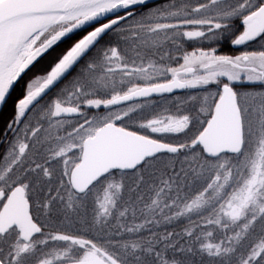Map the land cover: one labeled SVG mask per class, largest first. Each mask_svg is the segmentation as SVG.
I'll return each mask as SVG.
<instances>
[{"label":"snow or ice","instance_id":"1","mask_svg":"<svg viewBox=\"0 0 264 264\" xmlns=\"http://www.w3.org/2000/svg\"><path fill=\"white\" fill-rule=\"evenodd\" d=\"M61 43L0 132V264H264V0H0V105Z\"/></svg>","mask_w":264,"mask_h":264},{"label":"trees","instance_id":"2","mask_svg":"<svg viewBox=\"0 0 264 264\" xmlns=\"http://www.w3.org/2000/svg\"><path fill=\"white\" fill-rule=\"evenodd\" d=\"M66 46V43H61L53 52H56V50H61L62 48H64ZM59 48V49H58ZM227 48V46L225 45V49ZM23 81H20L14 86L12 92H11V96H12V102L9 103V99L11 98V96L6 100L5 104H3V107L0 110V132L4 130L7 121L10 119V117L12 116L13 112H14V99L18 96L21 95L22 93V85L23 83H21ZM6 111V113L4 114V112Z\"/></svg>","mask_w":264,"mask_h":264},{"label":"rangeland","instance_id":"3","mask_svg":"<svg viewBox=\"0 0 264 264\" xmlns=\"http://www.w3.org/2000/svg\"><path fill=\"white\" fill-rule=\"evenodd\" d=\"M59 49V48H58ZM60 51L59 50H56V52ZM55 54V52H50L48 55L44 56L42 59L38 60V62L28 71L24 74V76L21 78V83L24 84V82L28 79L29 76H31L35 71H37L39 68H42V67H45L48 63V61L51 59V57ZM23 88V85L22 87ZM22 95V93H21ZM12 102V96L11 98L9 99V103ZM15 103V100L14 102ZM14 105V104H12ZM6 113V111L4 112V114ZM2 132V131H1Z\"/></svg>","mask_w":264,"mask_h":264},{"label":"flooded vegetation","instance_id":"4","mask_svg":"<svg viewBox=\"0 0 264 264\" xmlns=\"http://www.w3.org/2000/svg\"><path fill=\"white\" fill-rule=\"evenodd\" d=\"M225 50H229V49L226 48ZM12 90H13V89H12ZM11 92H12V91H11ZM10 96H11V93H10V95L7 97V99H8ZM18 97H19V96H18ZM18 97H16L14 100H16ZM7 99H6V100H7ZM5 102H6V101H5ZM4 104H5V103H4ZM2 107H3V104L0 106V110H1Z\"/></svg>","mask_w":264,"mask_h":264},{"label":"water","instance_id":"5","mask_svg":"<svg viewBox=\"0 0 264 264\" xmlns=\"http://www.w3.org/2000/svg\"><path fill=\"white\" fill-rule=\"evenodd\" d=\"M1 106V105H0Z\"/></svg>","mask_w":264,"mask_h":264}]
</instances>
